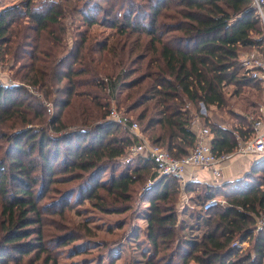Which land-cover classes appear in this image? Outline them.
I'll return each mask as SVG.
<instances>
[{"label": "trees", "instance_id": "trees-1", "mask_svg": "<svg viewBox=\"0 0 264 264\" xmlns=\"http://www.w3.org/2000/svg\"><path fill=\"white\" fill-rule=\"evenodd\" d=\"M107 3L111 12L98 0H20L0 11V63L17 82L0 85V264H60L67 246L97 234L89 223L75 230L61 222L54 235L48 215L66 220L87 202L106 214L127 213L148 181L138 212L149 248L137 232L142 258L124 264H263L264 230H255L264 175L222 185L190 181L183 189L146 157L123 167L120 158L137 140L107 119L116 96L152 143L176 158L188 155L201 103L223 109L226 86H261L240 59L243 51L264 55L253 0ZM95 26L109 32L94 34ZM230 114L234 125L204 119L217 155L234 151L235 132L252 130L248 116ZM258 165L264 158L252 170ZM219 197L225 205L204 209Z\"/></svg>", "mask_w": 264, "mask_h": 264}, {"label": "rangeland", "instance_id": "rangeland-1", "mask_svg": "<svg viewBox=\"0 0 264 264\" xmlns=\"http://www.w3.org/2000/svg\"><path fill=\"white\" fill-rule=\"evenodd\" d=\"M19 1L20 0H17L16 2ZM98 1L110 11V7L108 3L105 2V0ZM12 3L13 0H0V6L2 7H5L4 5H10ZM104 30L105 29L102 27L95 26L92 28L91 32L97 35H100L101 32H104V34H107L109 32ZM259 53L262 54L261 52ZM0 65L3 66L2 63H0ZM8 67H3V72L0 73V85H2L1 83H4L9 79L12 80L11 71L8 70ZM236 90L237 89L235 86L225 87L224 91L226 93L228 105L223 109H218L214 106L212 108L209 107V116H211V119L220 118L222 121H225L226 125H234L238 120L230 113L248 116L249 120H252V118L260 117L264 114V90L262 84L261 86H246L240 92H237ZM111 106L117 107L120 111L125 112L124 106L122 105V107L120 108V106L118 105L116 96H114V100L111 99L109 109L111 108ZM129 116H132V118L139 123V121L136 119V114L130 113ZM139 125L141 126L140 123ZM238 125L241 126V124ZM243 127L247 128L245 126ZM136 157L144 156H128L125 154L122 158H120L123 167H126L131 162V160ZM263 175L264 166L258 165L255 169L252 170L251 168L250 171H248L245 175H242L235 181H243L244 183L253 181L257 182L262 180ZM150 184L151 181H148L145 187H138L137 194L134 196L135 202L133 201V207L127 213L106 214L98 211L95 208L93 209L87 202L84 205L77 207L76 210H78V213H70L69 217L66 220H61L60 216L56 214L48 215L49 217H47V229L51 233H54V235L57 233L60 234L59 231H56V228H58L57 226H59L61 222L67 224L68 227H71V229L75 230L80 229V225H82L83 223H89V226L95 229V232L97 234L96 237L77 241L67 246V248L63 251L64 253L59 259L60 264H102V260L103 264H111L112 258L118 256H121V258L117 260L116 264H124V262L132 261L137 263L139 259L142 258V251L139 249L138 240L134 237L137 232L140 233V241L142 242L143 250L149 248V244L144 233L146 221L142 219L141 213L139 214L138 205L139 199L142 197L145 188ZM181 185L184 189L187 183H181ZM64 187L65 186H63V189ZM56 188V191H52L49 194V202L53 197H57L58 192L61 191V185H58ZM219 198L224 200L222 197ZM145 206H147V204ZM53 209L54 207L52 208V210ZM121 239H124L123 242H120ZM80 244H82L80 248H76V246H79ZM244 248H249V244H247ZM71 250L73 251L72 254L69 253ZM191 264H193V262Z\"/></svg>", "mask_w": 264, "mask_h": 264}, {"label": "built area", "instance_id": "built-area-1", "mask_svg": "<svg viewBox=\"0 0 264 264\" xmlns=\"http://www.w3.org/2000/svg\"><path fill=\"white\" fill-rule=\"evenodd\" d=\"M253 7L257 10L264 25V0H253ZM2 8L0 6V11ZM240 59L245 75L253 79H259L264 90V55L257 50L243 51L240 54ZM3 67L0 65V73L3 72ZM1 84L13 86L17 82L9 79ZM28 88L34 92L32 87ZM112 99L114 100V98ZM47 105L51 106L50 103H47ZM206 117H209V109L204 103H201L198 115L192 121V128L196 133V142L189 154L183 158H176L167 148L152 143L142 132L139 123L132 116H129L128 113L120 111L117 107L111 106L107 119L124 125L135 136L137 142L127 150L126 155H142L150 159L160 176L175 177L183 184L188 182L189 170L193 172L196 168L211 167L213 176L217 181L223 177L222 165L232 157L264 155V114L260 117L252 118V130L245 136L235 132L238 140L236 148L232 153L222 155H217L213 151V135L211 129L204 123ZM219 204L225 205L226 201L220 198H213L205 203L204 209L209 210ZM262 230H264V213L257 217L255 234Z\"/></svg>", "mask_w": 264, "mask_h": 264}, {"label": "crops", "instance_id": "crops-1", "mask_svg": "<svg viewBox=\"0 0 264 264\" xmlns=\"http://www.w3.org/2000/svg\"><path fill=\"white\" fill-rule=\"evenodd\" d=\"M17 0H13L12 4H15ZM107 3V1L105 0ZM10 4V5H12ZM7 6V5H4ZM264 158V155L262 156H234L231 159L224 162L222 165L223 168V177L221 180H215L213 176V169L211 167L206 168H196L192 172V170H189L187 180L190 181H199L204 184L209 185H222L226 182H233L236 179H239L242 175H245L248 171L251 170L253 167L252 165L255 164L257 161H260ZM187 182V183H188ZM182 198V203H188L187 195L184 194ZM189 204V203H188ZM146 226V225H145ZM249 244L248 242H245L243 244V248ZM245 245V246H244ZM196 264V263H193Z\"/></svg>", "mask_w": 264, "mask_h": 264}]
</instances>
